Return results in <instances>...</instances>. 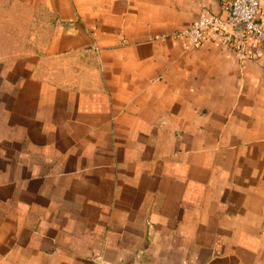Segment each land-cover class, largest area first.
<instances>
[{"label": "crops", "instance_id": "0c3cea01", "mask_svg": "<svg viewBox=\"0 0 264 264\" xmlns=\"http://www.w3.org/2000/svg\"><path fill=\"white\" fill-rule=\"evenodd\" d=\"M229 4L0 0V264H264V51L172 37Z\"/></svg>", "mask_w": 264, "mask_h": 264}, {"label": "built area", "instance_id": "2783aa9c", "mask_svg": "<svg viewBox=\"0 0 264 264\" xmlns=\"http://www.w3.org/2000/svg\"><path fill=\"white\" fill-rule=\"evenodd\" d=\"M260 0H230L227 17L221 19L201 10L188 27L172 33V37L183 41L187 48H195L209 32L221 35L240 58H255L264 51V22L257 19ZM243 23L240 36L228 31L226 26Z\"/></svg>", "mask_w": 264, "mask_h": 264}, {"label": "water", "instance_id": "95a60500", "mask_svg": "<svg viewBox=\"0 0 264 264\" xmlns=\"http://www.w3.org/2000/svg\"><path fill=\"white\" fill-rule=\"evenodd\" d=\"M226 28L230 32L235 31V35L239 37L240 33L243 31L244 24L239 23V24L227 25Z\"/></svg>", "mask_w": 264, "mask_h": 264}]
</instances>
